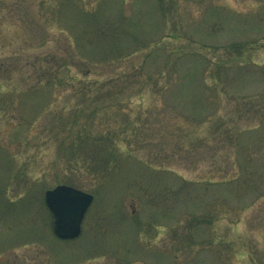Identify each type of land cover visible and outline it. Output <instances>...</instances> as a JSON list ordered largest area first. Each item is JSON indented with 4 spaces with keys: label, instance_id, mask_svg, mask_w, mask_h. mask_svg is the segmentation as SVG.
<instances>
[{
    "label": "rangeland",
    "instance_id": "1",
    "mask_svg": "<svg viewBox=\"0 0 264 264\" xmlns=\"http://www.w3.org/2000/svg\"><path fill=\"white\" fill-rule=\"evenodd\" d=\"M73 53L81 98L55 78L23 94ZM120 103L133 146L117 134L94 178L62 147ZM59 184L95 196L71 241ZM0 264H264V0H0Z\"/></svg>",
    "mask_w": 264,
    "mask_h": 264
},
{
    "label": "trees",
    "instance_id": "2",
    "mask_svg": "<svg viewBox=\"0 0 264 264\" xmlns=\"http://www.w3.org/2000/svg\"><path fill=\"white\" fill-rule=\"evenodd\" d=\"M106 37H109L108 32L105 33V38ZM71 49L72 51L74 50L73 48ZM68 56L69 61L66 62L62 61V59L57 57L49 58L47 60L48 68L46 71L47 74L53 73L51 79H47L48 76L46 72L40 74L39 78L34 79L33 84L29 87L30 89L26 88V90L23 91V94L27 93V91H37L52 82V78H55L57 80L56 82L58 88L60 87L62 91H68L71 89L75 94L74 97L77 96V99L81 98V90H78V87L80 84H82L83 80H77L78 78L76 76H72L71 74H69V83H66L67 81H64V79H66L64 77V73L67 72V70L70 71L69 68L71 66V62L75 64L76 68H83L80 70H82L83 74L86 76H88L87 73H89L92 69H90V71L88 69V72L84 70V67L87 66L89 63H83L85 61L80 59L77 53H73V55L68 54ZM75 59L79 61L81 60V63L83 64L71 61ZM95 66H98V63H95ZM34 70L37 72L35 68ZM46 81L48 83H46ZM123 105V103H120L115 106L114 104H109L106 106L103 105L102 107L100 106L92 110L90 114L91 125L89 132L86 133V135H84L83 132H79L78 134H76L75 138L72 139L73 141L67 145V147H62L70 156V164H75L80 169L86 170L94 178L105 179L112 175V173L114 172L115 165H117L118 162V160L115 159V157H117L118 152L116 139L120 138L117 136V134H121L123 136V141L126 144L127 148L131 149L133 146L132 135L134 130L132 126V120L129 118L128 111L123 110L125 108L123 107ZM75 106L76 107L74 111L76 112V114L82 115L84 113V110L79 109L78 104H76ZM97 106L99 105H96L95 107ZM49 108L50 107L47 106L45 109H43L37 115V119L39 120L43 117V115L51 113L52 110L49 111ZM113 111H115V113H118L122 117L118 125L113 124L109 118V114H113ZM182 117L183 116H181L180 119ZM94 129H97L98 131L94 132ZM134 141L137 143L140 142L139 137H137V135H135ZM115 170L117 171L118 167H116ZM260 198L261 197H259V199ZM217 217H219V215ZM199 224L200 222H194L189 226H185V223H182L180 224V229L184 230L185 232V230L187 229L196 228V225ZM184 236L188 238H193V236L188 234L187 231L185 232Z\"/></svg>",
    "mask_w": 264,
    "mask_h": 264
},
{
    "label": "water",
    "instance_id": "3",
    "mask_svg": "<svg viewBox=\"0 0 264 264\" xmlns=\"http://www.w3.org/2000/svg\"><path fill=\"white\" fill-rule=\"evenodd\" d=\"M94 196L68 185H58L45 193V202L53 214L54 233L62 240L78 238L82 223Z\"/></svg>",
    "mask_w": 264,
    "mask_h": 264
}]
</instances>
